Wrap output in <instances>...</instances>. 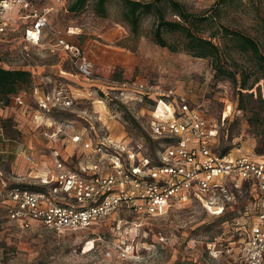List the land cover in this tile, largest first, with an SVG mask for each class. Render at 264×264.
<instances>
[{
    "label": "rangeland",
    "instance_id": "obj_1",
    "mask_svg": "<svg viewBox=\"0 0 264 264\" xmlns=\"http://www.w3.org/2000/svg\"><path fill=\"white\" fill-rule=\"evenodd\" d=\"M177 1L197 16L217 11L216 21L199 27L201 36L216 34L217 26H225L254 38L264 53V0ZM69 4L65 0V7L49 17L45 39L54 43L57 37L86 47L95 63L94 78L76 77L69 62L46 49L28 48L27 59L35 69L32 88L23 87L19 93L21 105L13 99L6 105L0 101V188L1 181L19 188L39 186L38 179L53 169V150L67 156V166L76 170L83 162L80 145L57 134V126L67 122L83 141L124 143L156 163L166 143L150 134L152 99L170 90L184 96L191 109L216 126L219 152L264 155L263 74L249 58L232 51L230 42L232 70L252 72L248 85L258 78L251 90L243 91L249 96L243 101L237 94L239 74L234 86L215 77L208 60L154 44L153 16L142 17L134 37L123 23L117 0H108L104 17L96 14L92 1L77 13L65 11ZM165 18L175 17L166 12ZM72 27H82L83 34L67 35ZM20 40V33L8 40L0 38V64L5 69L22 65L16 54ZM106 44L113 50H97ZM136 82L150 88V98L138 92ZM58 90L74 98L72 103L37 113L39 97ZM227 189L225 197L213 199L223 206L221 215L191 199L185 205L174 203L159 217L118 212L87 229L63 233L37 224L22 230L0 218V264H242L239 250L257 215L259 196L247 185Z\"/></svg>",
    "mask_w": 264,
    "mask_h": 264
},
{
    "label": "built area",
    "instance_id": "obj_2",
    "mask_svg": "<svg viewBox=\"0 0 264 264\" xmlns=\"http://www.w3.org/2000/svg\"><path fill=\"white\" fill-rule=\"evenodd\" d=\"M64 7L65 0L41 4L38 0H0V38L8 40L20 33L21 45L16 48L22 63L19 69L28 71L32 79L35 69L27 59L29 47L46 49L69 62L76 77L94 78L95 63L86 47L57 37L54 43L45 39L49 17ZM66 33L79 36L83 28H68ZM135 87L147 98L153 93L142 83L136 82ZM62 93L58 90L39 97L36 112L68 107L74 98ZM154 97L150 134L166 143L156 163L124 143L83 141L73 124H59L57 134L80 145L83 162L72 170L67 166V156L53 150L52 171L34 186L41 190L1 181L0 218L22 230L37 224L63 233L87 229L118 212L159 217L174 203L185 205L191 199L210 213L221 215L224 208L213 199L225 197L228 187L238 190L247 185L259 196L258 212L240 247V261L264 264V155L221 154L216 148V126L202 112L191 109L184 96L170 90ZM12 99L22 104L19 95Z\"/></svg>",
    "mask_w": 264,
    "mask_h": 264
},
{
    "label": "trees",
    "instance_id": "obj_3",
    "mask_svg": "<svg viewBox=\"0 0 264 264\" xmlns=\"http://www.w3.org/2000/svg\"><path fill=\"white\" fill-rule=\"evenodd\" d=\"M69 1L70 4L66 7V11L77 13L88 2L92 1L96 14L101 17L106 15L108 0ZM117 1L122 7L123 23L134 37L139 34L142 17L151 15L154 18V28L151 33V40L154 44L161 48H166L172 53L183 51L194 58L208 60L214 76L228 80L234 86L237 85L236 75L239 74L240 83L238 84L239 91L237 94L240 97V101H243L245 97H249L243 91L251 90L257 83L258 78H255L251 85H248L252 72L232 70L231 64L234 60L231 58V50L227 48V42L232 44V51L236 54L249 58L254 66L260 69L263 74L261 79H264V53L254 38L225 26H217L216 34H209L208 37H203L198 33V29L202 24L212 23L217 20L218 16L215 9L212 10L209 16H197L188 12L185 5L177 0H154L149 3H141L137 0ZM166 12H170L175 18L167 20L165 18ZM167 36L172 38V42L169 41ZM216 38H218V41L215 40ZM109 49L113 50V47L106 44L103 45L102 49L99 48L97 50L106 53L110 52ZM94 56L97 58L98 55L95 53ZM115 77L112 75V79H115ZM32 86L33 80L28 71L19 68L5 69L0 64V101L5 105L10 99L19 95L23 87L32 88ZM239 110L244 111V106H239ZM228 152L222 150L221 154ZM22 189L41 190L40 187L33 186L22 187Z\"/></svg>",
    "mask_w": 264,
    "mask_h": 264
}]
</instances>
